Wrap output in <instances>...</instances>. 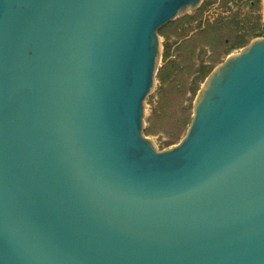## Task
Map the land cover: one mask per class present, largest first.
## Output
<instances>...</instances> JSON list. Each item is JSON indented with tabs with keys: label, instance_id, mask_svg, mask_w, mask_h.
<instances>
[{
	"label": "water",
	"instance_id": "1",
	"mask_svg": "<svg viewBox=\"0 0 264 264\" xmlns=\"http://www.w3.org/2000/svg\"><path fill=\"white\" fill-rule=\"evenodd\" d=\"M202 0H0V264H264V36L144 136L159 29Z\"/></svg>",
	"mask_w": 264,
	"mask_h": 264
},
{
	"label": "rangeland",
	"instance_id": "2",
	"mask_svg": "<svg viewBox=\"0 0 264 264\" xmlns=\"http://www.w3.org/2000/svg\"><path fill=\"white\" fill-rule=\"evenodd\" d=\"M259 17L264 26L261 0L256 6L250 0H202L159 29L161 55L143 129L159 150L185 137L206 78L256 38L252 27Z\"/></svg>",
	"mask_w": 264,
	"mask_h": 264
},
{
	"label": "trees",
	"instance_id": "3",
	"mask_svg": "<svg viewBox=\"0 0 264 264\" xmlns=\"http://www.w3.org/2000/svg\"><path fill=\"white\" fill-rule=\"evenodd\" d=\"M250 4L252 6H256L259 4V0H250ZM260 17L257 19V21L255 22V25L252 27V30L254 31V37H257V36H264V26L261 25L260 23ZM260 25H261V28H260Z\"/></svg>",
	"mask_w": 264,
	"mask_h": 264
},
{
	"label": "crops",
	"instance_id": "4",
	"mask_svg": "<svg viewBox=\"0 0 264 264\" xmlns=\"http://www.w3.org/2000/svg\"><path fill=\"white\" fill-rule=\"evenodd\" d=\"M261 14H262V19L264 21V0H261Z\"/></svg>",
	"mask_w": 264,
	"mask_h": 264
}]
</instances>
